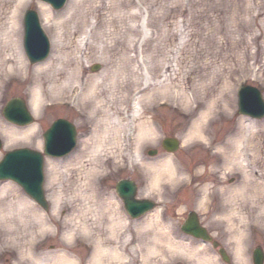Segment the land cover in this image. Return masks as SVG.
<instances>
[{
    "label": "bare ground",
    "instance_id": "6f19581e",
    "mask_svg": "<svg viewBox=\"0 0 264 264\" xmlns=\"http://www.w3.org/2000/svg\"><path fill=\"white\" fill-rule=\"evenodd\" d=\"M13 1L15 0H9L7 4L11 5ZM22 1L18 0V4L13 10L6 14L5 23H0V86L7 79L21 83L30 80L33 87L30 107L34 114L38 113L42 101H47L45 103L49 105V109L56 106L54 105L55 101L62 102V104L67 103L70 106L72 104L81 115H86L85 112H87L88 119L95 120L96 125L94 124L91 129L90 134L92 135H90L89 140H85L82 146L83 149H91L93 158L90 167L82 166V159L87 158L88 155H84L83 149L78 146V143H75L74 148L67 154L69 157L64 160L47 161L50 175L46 182L47 186L55 183L58 172L64 168H70L71 173L77 174L75 179L72 178V175L70 177L64 176V184L61 185L62 187L58 192L51 193L48 190L51 204L47 206V210L41 208L43 212H48L51 208L50 211L53 213H65L63 219L60 218L61 216L60 219L56 220L55 218L46 219L42 217L32 203L17 192L16 187L9 183L0 186V252L12 254V259H15L16 264H76V259L73 254L69 253V250L74 246L73 242L84 240L91 244V261L93 264H104L105 259H113L118 263L124 258L125 251L123 248L128 247H132L131 250L143 249L145 251L143 256L145 264H148L150 260L147 258L149 255L158 254L162 257L164 248L180 251L193 264H220L217 257L219 250L211 247L213 251L216 250L217 256L209 255L207 252L204 254L202 251L203 246L206 247L207 241L194 237L182 229L180 233L187 238V242L171 239L170 234L166 232L167 229L165 230L156 224V222L160 223L156 216L157 213L148 216L149 210L139 217H133L124 211L125 215H122L119 213L120 208H117L118 203L116 201L117 204L111 203L113 198L106 197L100 200L95 197L96 194L98 195L95 188L97 176L102 172L104 166L103 161L99 158V153L105 145H110L114 140H120L125 134L130 136L133 133L134 153L138 154L141 140L145 138L147 141L156 135V128L152 119H144V116L148 114L153 100L157 97L161 98L160 102L163 106L172 107L174 103L184 105L194 122L182 135L180 142L177 138L170 137L160 141L158 149H162L164 152L163 157L150 164L144 161V165H147L146 167L152 175L149 186H155L158 183L164 190H171L175 193L178 188L190 186L195 182L200 185L193 189V196H226L230 206L238 198H250L252 199L251 204L257 205L254 208L255 211L250 212V216L244 215V213L242 216V210H240L242 207L232 208L224 212L222 210L217 214L220 215L226 227L233 225L232 215H238L239 225L243 226V220H248L249 223L253 221V223L258 224L257 227L264 228V220L260 216L261 213H264V204L260 202L256 204L257 201L264 200V172L257 177L256 181H253L250 177L251 173L247 171L249 168L248 159L261 157V151L252 148L249 156L243 152L244 148H241L245 133L253 132L256 124L241 121L238 134L215 145V138L209 137L210 129L226 115L228 108L230 109L229 102H231L230 98H226L223 88H220V92L211 97H208L207 94H200L199 92L203 88L202 82L194 83L195 81L191 78L197 68L191 65L188 71L182 75V79L178 80L181 77L174 72L172 60L165 56L159 59L148 56V75L146 76L144 60L140 63L137 59V51L142 46L140 42L138 46L136 38L129 42L130 37H132L131 34H134L137 28L136 20L124 28L118 29L116 25L119 21L134 18L132 11H123V8L135 0H110L107 3L103 0H97L94 4H97L98 1L99 3L92 11L87 8L89 5H85L87 0H71L60 16L54 15L46 4L40 3L41 13L47 25L49 24L48 29L52 35L54 51L48 59L32 66L33 77L28 73L31 68L26 64L18 50V39L17 42L14 39L17 29L19 30L17 27L19 24L18 12L19 14L21 12L19 9L20 7L23 9L27 5L26 2ZM105 4L107 8L110 5L112 12H106ZM93 6L91 7L93 8ZM107 14H111V17L108 18ZM1 24H4L2 25L4 28H1ZM166 24L161 26L160 35L169 42V39L174 38L175 34L172 32L171 26ZM99 25L101 26L99 27ZM173 27L176 29L174 25ZM104 29L111 39H103L105 38ZM101 39L104 40V44L100 50L96 44L88 43V40L98 41ZM118 40L125 42V48L116 53ZM92 60L105 61L108 67L101 73L86 75L85 61ZM152 62H156L157 65H150ZM188 84L192 85L189 86ZM188 89H191L190 94H187L186 90ZM174 109L177 108L174 107ZM31 118L33 121L26 126H15L14 123L5 120L12 127L3 125L0 120V129L2 128L0 133L3 132L9 137L5 143L27 138L34 133L35 121L32 116ZM59 119L61 120V118ZM52 125H49L46 131ZM71 125L76 132L75 125L72 123ZM166 140L175 142V150L169 151L163 147ZM87 142H91L90 147ZM180 145L186 152L197 147L205 152L211 150V158L219 159V162L212 161L206 166L197 161L193 170H186L179 165V161L173 156ZM77 146L80 150L73 153ZM158 149L149 150L147 156H156ZM16 150L18 148L9 150L5 154ZM250 164H252L251 161ZM44 166L45 161H43V168ZM237 171L242 174V181L239 184L227 185V178ZM254 175L257 174L254 172ZM43 178L45 180V177ZM143 179H145V172ZM123 180L131 181L128 178ZM2 182L14 183L13 181ZM212 184L214 185L212 186ZM16 185L24 192L18 184ZM65 190L69 193L67 198H65L67 195ZM7 196H12L13 200L7 201ZM116 197L120 198L119 196ZM63 200L65 203L61 204ZM45 201L48 204L47 199ZM75 201L78 204H73ZM152 204L155 205L153 202ZM196 219L197 222H200L199 217ZM180 226L183 228L186 224H180ZM96 229L98 233L95 232ZM119 229H121V234L117 235ZM239 229L240 227L236 228L235 226V232ZM103 230L106 231L107 238L105 235L99 234ZM162 231L165 232L166 236H162ZM119 236L124 239V242L121 243L122 249L118 246ZM243 236V232L239 231L237 239L230 240L231 242L223 241L224 245L221 244L220 249L227 251L235 249L237 259L240 257V253L245 256L247 246H243ZM54 239L59 240L58 249L55 251L45 250L43 248L45 242ZM191 240H194L195 243L192 244ZM84 241L83 243H85ZM215 244L219 246L216 239ZM229 252L232 253V256L230 253L227 254L233 259L230 263L236 264L237 261L233 252ZM220 260L222 264L229 262L228 259ZM242 263L245 264L244 261Z\"/></svg>",
    "mask_w": 264,
    "mask_h": 264
},
{
    "label": "rangeland",
    "instance_id": "374dc122",
    "mask_svg": "<svg viewBox=\"0 0 264 264\" xmlns=\"http://www.w3.org/2000/svg\"><path fill=\"white\" fill-rule=\"evenodd\" d=\"M17 1L15 0L11 5H8L7 3H9V0H0V23H5L6 14L13 10L15 5L18 4ZM23 1L26 2L27 5L23 7V9H21V7L19 9V11L21 10L20 14L18 12L19 24L17 27H19V30L17 29L14 39L16 42L18 39V50L23 56L26 64L31 68L28 70V73L33 77L34 72H32V66L34 64L29 63L22 47L23 14L26 10L32 9L38 14L41 27L50 41V55L54 51V45L52 35L48 29L49 24L47 25L45 22V18L39 8L40 3H45L35 0ZM70 1L71 0H67L65 6L57 11L53 10L49 5H46L54 15L60 16L63 13L64 8L69 5ZM96 1L97 0H87V2L85 1V5H89L86 7L92 11L99 3L98 1L97 4H94ZM103 1H106L107 3L110 0ZM91 6H93V8ZM105 7L107 8L106 4ZM128 10L133 12L134 18L127 21H119L116 25L118 29H120L127 27L134 23L132 22L133 20H136L135 24L137 28L134 31V34H131L132 37H130L129 42L134 41L135 38L138 41V46L140 42L142 47L137 51V59L140 63L144 60L143 64H145L146 76L148 75V56H153L155 59L165 56L167 59L172 60V66L175 69L174 72L181 77L178 78V80L182 79V75L185 74L192 65L197 68L195 74L191 75L192 80L195 81L194 83L202 82L203 84V88L201 89V92H199L200 94H207L208 97H211L218 94L220 88H223L222 90L224 91L226 98L228 97V99H231V102H229L230 109L228 108L226 115L210 129L209 137L212 139L215 138V145L222 143L228 137H233L238 134L240 132L239 123L241 121L244 123L256 124L253 132L249 131L245 133V137L242 141L243 143L241 144V148H244L243 152L246 155H251L252 148L261 151V157L256 159L250 157L248 159L249 168L247 171L251 173V179L256 181L257 177L264 172V119L255 121L237 114L236 90L242 85L255 87L260 91L264 100V0H135L133 3L127 4L126 7L123 8V11ZM106 12H112L110 5H108ZM110 15L107 14V17H111ZM6 22L8 23V21ZM164 23L171 26L172 32L175 34V37L169 39V42L160 35V28ZM2 25L4 24H1V28H4ZM100 26L101 25H99V27ZM106 29L109 31L108 28ZM106 29H104L105 34H103L105 37L103 38L104 40L110 38L107 35ZM104 40H88V43L96 44V47L100 50V48L103 47ZM124 48L125 42H119L118 40L115 50L116 53ZM84 65L86 67V75L101 73L108 67L107 62L101 60L85 61ZM96 65H99L101 69L98 72L92 73L90 68ZM150 65L153 66L157 64L156 62H152ZM142 71L144 70L142 69ZM31 82L30 80H27L21 83L20 81L7 79V81L0 86V120L3 125L12 127V125L7 123L2 116V109L9 99H25L28 108L31 111L30 103L33 94ZM175 83L177 84V82ZM192 84L188 85L190 86ZM186 87L188 88L187 84ZM190 90H186L187 94H190ZM160 99V97H157L153 100L148 114L144 116V119H152L156 128V135L151 139L147 138V141H145V138L141 140L140 146L138 147V154L134 153V145L132 141L133 133L130 136L125 134L120 140L117 139L112 141L110 145H105L103 150H101V153H99V158L103 161L104 166L102 172L97 176V185L95 188L98 195L96 194L95 197L100 200H103L106 197L113 198L111 203L113 204V202L116 201L118 203L115 202L117 208H120L119 213L125 215L122 203L118 197H116L117 195L114 187L121 179L128 178L135 181L137 184V198L152 199L157 203V207L148 216L157 213L156 216L160 223L156 222V224L162 226L165 230L167 229L166 232L170 234L171 239L182 240V242L188 241L187 238L180 233L179 226L185 219V212L192 209L198 214L201 223L212 233L215 239L221 242V244L223 241L231 242L232 240L237 239L238 232L242 231L244 235L242 238L243 246H247L246 255L244 256L240 253V257L237 259L235 249L230 248L231 250L226 251L227 253H230L231 256L232 253L229 251L233 252V256H235L237 261L236 264H243L242 261H244L245 264H252L251 252L258 247L264 252V228H259V226L257 227L258 224L253 223V221L249 223L248 220H243V226L239 225L238 215H232L233 225L226 227L224 222H222L220 215L217 214L219 211H222V209L224 212L225 210L229 211L232 208L242 207L240 208V210H242V216L243 213L244 215L250 216V212H254V208L257 206L251 204L252 199L241 197L236 199L235 203L230 206L226 196H193V189L200 185L195 182L190 186L178 188L175 193L171 190H164L158 183L155 186H149L152 175L150 174L148 167H146L147 165H144V161L145 163L150 164L156 159L163 157L162 154H164V152L162 149H158L160 147V141L163 138L170 137L177 138L180 142L182 135L186 133L194 122L193 117L188 114L184 105L181 103H179V105L174 103L172 107H167L166 105L161 106ZM45 102L42 101V103H40L41 107L38 109V113L34 114L32 112L36 129L34 133L29 135V137L20 138L18 140L16 139L15 141L7 142L6 144L5 142L9 137L1 131L0 140L2 142V148L0 150V160L5 152L19 147H29L38 151L42 150L43 132L54 120L59 118L75 125L78 146L82 147L84 141L89 140L90 135H92L90 134L91 129L94 127V124L96 125V122L95 120L88 119L87 112H85L86 115H81L72 104L70 106L67 103L62 104V102L56 101L54 102V105L56 106L49 109L44 107L46 105ZM174 107L177 109H174ZM133 125L135 126V123ZM0 130H2V128ZM87 143L90 147L91 142ZM78 146L73 153L80 150ZM151 149L159 150L157 151L156 156H147V152ZM83 153L85 156L88 155V157L82 159V166L85 168L90 167L93 158L91 149H83ZM173 156L179 161L180 166L189 171L193 170L194 164L197 161L204 163L206 166L207 163L212 161L219 162V159L211 158V150L205 152L198 147L186 152L182 149V145H180V148L173 154ZM64 159L65 158L58 160ZM48 160L57 159H45L44 192L50 206L51 201L48 196V190H50L51 193L58 192L62 187L61 185L64 184L63 181L66 176L70 177L72 175V178L75 179L77 174L71 173L70 168H64L61 172H58V177L55 179V183H52L51 186H47L46 182L50 176L47 167ZM250 161L252 164H250ZM144 172L145 179H143ZM254 172L257 175H254ZM241 175L242 174L238 173V171L235 172V174L230 175L227 178L226 184L229 186L239 184L242 181ZM7 183L16 187L18 190L17 192L23 198L30 201L42 217L46 219L55 218L56 220L60 218L63 219L65 216V213H53L50 211L51 208L48 212H43L39 206H37L16 184L12 182H0V186ZM213 185L214 184H212V186ZM65 194H67L65 196V198H67L69 193H67L66 190ZM194 198L199 199L196 206H194ZM9 200H13L12 196H7V201ZM203 202L206 204L204 203V205H202ZM223 202H227V204H224ZM259 202L264 204V200H259L256 204ZM63 203H65V200H63L61 204ZM73 204H78V202L75 201ZM260 216L264 220V213H261ZM235 226L236 228L240 227L239 231L236 230L235 232ZM95 232L98 233V230L96 229ZM117 232V235H120L121 229ZM162 232V236H166L164 234L165 232ZM99 234L105 235V238L108 237L104 230L99 232ZM83 241L84 240H77L76 242H71L74 246L69 250V253L73 254L77 262L76 264H93L91 261V244L87 241H84L85 243H83ZM191 241L192 244L195 243L194 240ZM122 242H124V239L122 236H119L118 246L120 249L123 248V245H121ZM58 246L59 240L54 239L45 242L43 248L47 251H55L58 249ZM204 247L205 246H203L202 250L204 254L207 252L209 255L217 256L210 246L206 245V247ZM131 248H123L125 253L122 261L116 263L113 259H105L106 261H104V264H145L143 260L145 251L143 249L131 250ZM11 255L12 254L0 252V264H16L14 262L15 259H12ZM147 258L150 259L148 264H178L179 262L193 264V262H191L188 257L186 258L180 251L165 248L162 257L158 256V254H154L149 255ZM219 262L222 264L220 259Z\"/></svg>",
    "mask_w": 264,
    "mask_h": 264
},
{
    "label": "water",
    "instance_id": "95a60500",
    "mask_svg": "<svg viewBox=\"0 0 264 264\" xmlns=\"http://www.w3.org/2000/svg\"><path fill=\"white\" fill-rule=\"evenodd\" d=\"M51 5L55 10L60 9L66 0H41ZM24 51L30 63L41 62L49 54L48 40L43 34L37 15L33 11L26 13L24 18ZM99 66H94L91 71H98ZM238 113L252 119L264 118V102L259 91L252 87H244L238 94ZM6 120L19 126H26L33 120L20 99L10 100L3 110ZM163 147L169 151L175 150V142L168 140ZM43 155L47 157H64L75 146V131L71 124L65 120H58L43 134ZM173 143V144H172ZM1 149V143H0ZM43 155L28 149H20L5 154L0 161V181H13L42 209L47 210L43 192ZM152 155V154H151ZM116 193L124 202L125 209L133 217H139L149 210L153 204L148 201L135 199L136 186L131 181H120L116 185ZM186 226L182 230L204 241H211L206 231L199 226L194 214H189ZM215 246V245H214ZM222 258L225 256L220 251ZM255 264H262L263 256L257 250L254 252Z\"/></svg>",
    "mask_w": 264,
    "mask_h": 264
},
{
    "label": "flooded vegetation",
    "instance_id": "af4514ba",
    "mask_svg": "<svg viewBox=\"0 0 264 264\" xmlns=\"http://www.w3.org/2000/svg\"><path fill=\"white\" fill-rule=\"evenodd\" d=\"M193 201H194V203H195L194 206H196V203H197L198 200L194 198ZM178 205H179V204H178ZM178 205H177V206H178ZM191 210H192V209H191ZM191 210H187L186 212L191 211ZM186 212H185V213H186ZM186 215H187V214H186ZM209 233L211 234L210 231H209ZM216 241L219 242V246H218V249H217V250H219V248H221L222 245H224V243L222 242V245H221V242H220L219 240L216 239ZM207 246H210V247H211L210 244H207ZM214 251L216 252V250H214ZM251 254H252V252H251ZM251 258H252V257H251ZM227 259H228V261H229L228 264H235L234 262H233V263H230V261H233L232 257H227ZM251 260H252V259H251ZM252 264H253V263H252Z\"/></svg>",
    "mask_w": 264,
    "mask_h": 264
}]
</instances>
